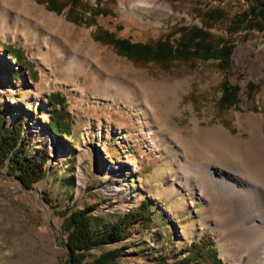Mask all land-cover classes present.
<instances>
[{
	"label": "rangeland",
	"instance_id": "1",
	"mask_svg": "<svg viewBox=\"0 0 264 264\" xmlns=\"http://www.w3.org/2000/svg\"><path fill=\"white\" fill-rule=\"evenodd\" d=\"M140 3L148 6L141 18L127 13ZM250 5L249 0H81L69 14L50 9L45 0H0V103L8 118L23 119L28 152L38 147L48 152L45 174L29 188L0 165V264H66L65 215L59 212L92 206V227L98 228L141 200L153 212L150 221L132 223L120 241L88 249L86 260L119 247L115 264H174L202 237L220 264H259L261 258H250L241 240L229 242L216 228L211 189L187 180L183 155L172 140L175 131L190 135L194 120L246 138L239 118L262 116L264 132V15H253ZM177 27L197 28L207 44H229L227 67L219 68L220 58L188 53L164 63L141 62L103 40L110 32L153 42ZM197 40L190 41L189 52ZM54 43L56 56L50 52ZM6 44L21 51L23 69L13 71V59L2 49ZM73 59L79 66L72 62L66 74L63 64ZM106 78L137 89L152 83L156 95L174 87L178 92L146 111L141 96H121L101 85ZM224 80L238 87L236 107L218 102ZM50 92L65 99L71 135L64 139L47 127ZM212 164L235 172L233 162ZM232 215L224 211L225 220Z\"/></svg>",
	"mask_w": 264,
	"mask_h": 264
},
{
	"label": "trees",
	"instance_id": "2",
	"mask_svg": "<svg viewBox=\"0 0 264 264\" xmlns=\"http://www.w3.org/2000/svg\"><path fill=\"white\" fill-rule=\"evenodd\" d=\"M249 1L251 2L249 11L253 15L263 16L264 0ZM45 2L54 11L65 8L66 13L74 14L81 0H45ZM98 14L94 12L93 16ZM175 32H178L179 35L175 41H172L170 35ZM104 33L105 38L103 40L111 44L118 54L141 62L164 63L175 59L176 56L186 57V53H188L204 60L220 58L219 68L225 69L227 67V56L230 52L229 44L226 45L222 42L220 45L218 44L221 42L219 40L207 44L206 36H202L197 28L177 27L165 33L163 38H158L153 42L131 41L124 37L113 36L110 32ZM195 37H198L196 45L194 44L196 47L189 52L190 41ZM2 49L7 51V58L13 59L16 66L13 71H17L19 68L23 69L27 65L18 48L6 44L2 46ZM10 75L9 79L13 80ZM220 87L221 96L218 101L220 106L231 105L236 107L238 87L227 84L225 80L222 81ZM46 99L51 105L47 122L50 133L58 139L68 137L71 135V121L64 109V97L58 92H50ZM7 113L0 103V165H6L9 174H12L23 187L29 188L45 174V161L48 152L46 148L38 147L33 153H29L27 150L28 138L23 133V119L14 118L11 120L7 117ZM44 195L43 199L49 202L50 199L46 197V193ZM92 209V206H85L81 209L69 211L65 209V211L59 212L65 215L63 225L64 229L67 230L64 244L66 264H115L120 255L119 247L102 251L91 260H86V251L97 245L110 244L124 239L125 232L132 223L147 224L153 214L147 201L141 200L137 206L129 208L114 221L103 222L98 228H94L89 215ZM186 261L188 264H220L211 244L204 242L202 237L196 242L189 243L182 260H178L174 264H183ZM163 264L167 263L163 262Z\"/></svg>",
	"mask_w": 264,
	"mask_h": 264
},
{
	"label": "bare ground",
	"instance_id": "3",
	"mask_svg": "<svg viewBox=\"0 0 264 264\" xmlns=\"http://www.w3.org/2000/svg\"><path fill=\"white\" fill-rule=\"evenodd\" d=\"M147 8V5L140 3L126 11L130 15L141 18L142 11ZM155 10L160 11L161 9L158 7ZM47 19L61 24L53 16ZM50 52L55 56L60 53L55 43ZM77 61L78 59H73L64 63L63 71L67 74L70 69H73L72 62L78 64H75L76 67L79 66ZM100 84L114 87L115 94L121 96H141L146 111H152V107L160 106L164 95L178 92V88L174 87L172 92L170 90L156 95L151 86L152 83L137 89L124 82H116L112 78L103 79ZM239 123L246 128L248 137L233 136L222 125L205 128L198 120H194L190 135L184 136L175 131L172 140L178 152L183 155L185 168L187 167L184 175L187 180L193 177L197 182L208 184L210 187L213 212L217 218L216 228L222 230L229 242L234 239L235 242L241 240L245 253L250 258L255 255L259 256L261 258L259 264H264V186L258 187L254 183L258 181V184L264 185L262 116H249L242 120L239 118ZM212 141L215 143L212 144ZM189 157L199 159L193 160ZM222 160L233 162L235 172H224L212 164L213 161ZM228 210L233 213L229 221L224 219V211ZM227 252L228 250L225 249L224 253Z\"/></svg>",
	"mask_w": 264,
	"mask_h": 264
}]
</instances>
